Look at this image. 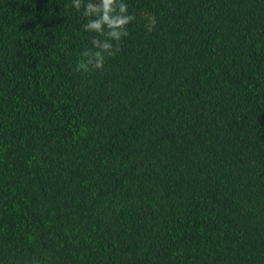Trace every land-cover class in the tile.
<instances>
[{"label":"trees","instance_id":"16d2710c","mask_svg":"<svg viewBox=\"0 0 264 264\" xmlns=\"http://www.w3.org/2000/svg\"><path fill=\"white\" fill-rule=\"evenodd\" d=\"M125 2L83 72L71 0H0V264H264V0Z\"/></svg>","mask_w":264,"mask_h":264},{"label":"clouds","instance_id":"9594fccd","mask_svg":"<svg viewBox=\"0 0 264 264\" xmlns=\"http://www.w3.org/2000/svg\"><path fill=\"white\" fill-rule=\"evenodd\" d=\"M71 7L86 19L83 26L86 32L102 37L93 39L95 51L86 49L81 53L76 70H102L106 57L114 56L119 42L128 35L127 26L135 17L129 14L125 0H71Z\"/></svg>","mask_w":264,"mask_h":264}]
</instances>
